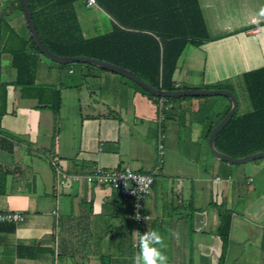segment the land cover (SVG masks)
<instances>
[{"label": "crops", "instance_id": "0c3cea01", "mask_svg": "<svg viewBox=\"0 0 264 264\" xmlns=\"http://www.w3.org/2000/svg\"><path fill=\"white\" fill-rule=\"evenodd\" d=\"M198 2L211 41L194 47L205 55L203 65L196 67L190 58L178 61L175 87L235 84L244 73L264 67V0ZM11 7L18 10L14 2ZM12 22L11 28L27 40L25 19L17 13ZM104 27L102 34L112 31L111 18ZM7 59L8 54L0 55V181L5 176L0 211L19 212L25 219L0 224V264H133L139 249L132 234L148 230L163 237L168 264H220L223 243L217 235L216 204L221 203L232 212L223 264H264V196L235 208L242 199L243 174L216 159L204 144L213 118L195 127L198 142H190L196 156L177 146L159 154L160 135L163 142L172 141L184 128L191 138V126L185 124L188 109L196 113L213 101L154 100L133 81L106 69L82 65L77 75L39 57L36 83L62 87L55 124L50 110L21 97ZM208 153L212 159L205 158ZM159 157H164L162 166ZM52 162L82 179L61 181ZM262 166L255 165L254 174ZM96 167L154 175L144 201L148 224L137 229L129 219L128 202L86 180ZM252 183L248 178L246 184Z\"/></svg>", "mask_w": 264, "mask_h": 264}, {"label": "trees", "instance_id": "16d2710c", "mask_svg": "<svg viewBox=\"0 0 264 264\" xmlns=\"http://www.w3.org/2000/svg\"><path fill=\"white\" fill-rule=\"evenodd\" d=\"M78 1L86 0H28L44 46L61 57H91L107 61L135 73L156 89L180 90L173 83L179 58L187 46L199 47L211 41L198 0H95L96 5L112 19L113 29L88 39L83 37L75 12ZM14 3L22 10L19 0ZM4 25L0 18V55L10 56V66L16 72L12 84L20 88L23 99L36 100L37 108L50 110L56 124L61 109V85L36 83L37 64L42 54L30 32L25 40L11 27L5 30ZM60 66L72 68L73 65ZM242 79L252 110L243 115H237L236 111L215 139V148L233 158L264 152V67L244 73ZM134 84L151 99L175 100L155 97ZM206 89L225 90L222 86ZM187 98L191 97L183 99ZM229 110L230 107L208 127L205 141ZM2 114L4 111L0 116ZM2 176L1 189L4 173ZM216 206L219 214L217 235L223 243L220 264H223L232 212L222 203Z\"/></svg>", "mask_w": 264, "mask_h": 264}, {"label": "rangeland", "instance_id": "374dc122", "mask_svg": "<svg viewBox=\"0 0 264 264\" xmlns=\"http://www.w3.org/2000/svg\"><path fill=\"white\" fill-rule=\"evenodd\" d=\"M12 1L14 2L15 0H0V18H2L3 21L5 22V25H4L5 30L8 29L9 26L10 27L12 26V23H13L12 20H13L14 14L19 13L20 16H22L24 18L23 10H20L19 8H17L18 10H14V8L11 7V5L13 3ZM84 2L78 1L75 3V12H76V15L78 17V20H79V23L81 26V31H82L83 37L85 39H88V38H92L94 36H97L99 34L104 33L105 32L104 31L105 30L104 24L105 23L109 24L110 18L108 15H106L105 12L101 11L96 5L89 7V6H87L86 1H84ZM14 30L16 31V33H19L17 29H14ZM5 33L6 32L4 31L3 35H5ZM0 47H1V45H0ZM40 58L48 66L57 65V66L61 67L60 65L56 64L55 62L47 59L44 55H41ZM189 58L192 59V62H193V64H195L196 67H199L200 65H203L205 55L203 53L199 52L194 47L188 46V48L184 52L183 56L180 57L179 62L180 61L182 62L183 60L189 59ZM8 61H10V60H8ZM71 65H73L72 69L74 71H76L77 75H79L80 67L82 66V64L76 63V64H71ZM63 68L65 70L68 69V67H63ZM77 75L75 77H73L72 79L78 78ZM230 82L231 81L223 83V84L209 86V88H217V87L222 86L223 88H225V90L231 91L236 96V98L238 99V103H239L238 105L239 106L237 108V115H243L245 113L250 112L252 110L251 104L249 102V97H248L247 90H246L245 84L243 82V79L241 77L238 78L236 80L235 84L230 83ZM230 84H232V85H230ZM54 86H57V85L54 84ZM206 88H208V87H205V89ZM206 90H208V89H206ZM0 93H1V91H0ZM181 99H183V98H181ZM197 99H198V101L199 100H201V101L205 100V101H213V102L211 104H209L208 106L200 107V109L198 110L199 112L197 111L196 113L189 108L187 111L188 117L185 120V124L187 126H191L192 137L191 138L188 137L187 136L188 135L187 130H185L184 128H181V132H180L181 137H176L172 141H170V140L167 141V139H165L164 142H160L164 146L165 150L168 148L174 149L177 146L180 150H183V152L185 151L187 154H189L191 156H196V154L193 151V145L191 144L190 141H192L193 143L198 142V138L196 137V128H195L197 126L198 122L201 124L202 121L206 122L207 120H209V118H213L212 122L215 123L218 121L219 117L222 114H224V112L227 110L228 107L231 108V101L229 99L223 97V96L199 97V98L191 97V98H187L186 100L195 101ZM172 101H175V100H172ZM0 103L1 104L4 103V98L2 95H0ZM3 107H5V106L2 105L1 110L3 109ZM83 107L85 110H87L86 105H83ZM209 116H211V117H209ZM204 118H206V119H204ZM190 121H191V124L189 123ZM169 142H170V144H169ZM203 142L205 144L207 141L205 142V140H203ZM187 148H190V150L188 149L186 151ZM211 157L212 156L209 153H208V156L207 155L205 156V158H207V159H212ZM163 160H164V157L158 158L159 165L161 164V166H162ZM207 163H209V161H207ZM220 163H223V162H220ZM225 163L226 162H224L223 164H225ZM228 165H231V164H228ZM255 165H264V158L258 159V160H255V161H252V162H249L246 164L231 165L235 169V173H237L238 171H241L243 174V175H240V177H241V186H240L241 187V189H240L241 193L239 194L240 196H242V199H241L240 203H237L238 204V205H236L237 207H235V208H237V210L242 209L244 207V205L247 203V201L250 200L251 198H253V197L260 198L261 196H264V168L261 169L259 174L257 175L256 173L254 174V171H253ZM262 167H264V166H262ZM249 169L252 170V172H250ZM236 175L237 174H234L233 176L236 177ZM158 176H160V173L158 174ZM248 178H253L254 183H252L251 185L246 184V181ZM258 182H259L261 188L257 187ZM254 186L256 188H254Z\"/></svg>", "mask_w": 264, "mask_h": 264}, {"label": "water", "instance_id": "95a60500", "mask_svg": "<svg viewBox=\"0 0 264 264\" xmlns=\"http://www.w3.org/2000/svg\"><path fill=\"white\" fill-rule=\"evenodd\" d=\"M20 5L22 7L24 18L27 23L29 32L31 34V37L40 51L42 55H44L47 59L60 64V65H71V64H88L93 65L96 67H100L103 69H106L112 73L121 75L140 87H142L145 91L150 93L151 95L158 97V98H171V99H181L185 97H212V96H223L231 101V108L227 115L212 129L211 133L208 136L207 139V146L210 151V153L218 160L226 162L231 165H241L246 164L258 159L264 158V152H258L246 157L242 158H233L229 157L221 152H219L215 148V139L218 136V134L222 131V129L229 123V121L232 119L234 114L237 111L238 108V99L236 96L228 90H206V89H185V90H175V91H163L160 89L154 88L152 85L141 79L139 76H137L135 73L124 69L120 66L114 65L112 63H109L107 61H103L100 59H95L91 57H61L57 56L53 53H51L42 43L39 33L36 29L35 22L33 20L32 11L30 8V4L28 0H19Z\"/></svg>", "mask_w": 264, "mask_h": 264}, {"label": "built area", "instance_id": "2783aa9c", "mask_svg": "<svg viewBox=\"0 0 264 264\" xmlns=\"http://www.w3.org/2000/svg\"><path fill=\"white\" fill-rule=\"evenodd\" d=\"M86 3L89 7L96 5L95 0H86ZM168 108V106H165L166 110H168ZM160 142H163L162 135L159 136L158 146L159 154L162 155L164 146ZM52 165L59 174L61 181L79 182L82 179V177L79 176L68 175L60 169L56 162H52ZM85 178L90 183H96L99 186L110 188L113 192L117 193L123 201L128 202L130 204L129 219L134 223L137 229L150 222L151 216L144 211V201L151 194L155 183V177L152 174L135 172L125 167L118 169L96 167L93 172ZM137 216H139V219ZM146 217L148 218L146 219ZM24 219L25 217L22 213L0 211V224H19L24 222Z\"/></svg>", "mask_w": 264, "mask_h": 264}, {"label": "clouds", "instance_id": "9594fccd", "mask_svg": "<svg viewBox=\"0 0 264 264\" xmlns=\"http://www.w3.org/2000/svg\"><path fill=\"white\" fill-rule=\"evenodd\" d=\"M132 235L138 239L139 249L133 257V264H168V257L162 251L164 240L158 231L148 230L144 234L136 231Z\"/></svg>", "mask_w": 264, "mask_h": 264}]
</instances>
